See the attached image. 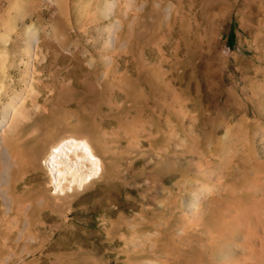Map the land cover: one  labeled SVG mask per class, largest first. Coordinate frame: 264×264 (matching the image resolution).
<instances>
[{"label": "rangeland", "instance_id": "1", "mask_svg": "<svg viewBox=\"0 0 264 264\" xmlns=\"http://www.w3.org/2000/svg\"><path fill=\"white\" fill-rule=\"evenodd\" d=\"M0 264H264V0H0Z\"/></svg>", "mask_w": 264, "mask_h": 264}, {"label": "bare ground", "instance_id": "2", "mask_svg": "<svg viewBox=\"0 0 264 264\" xmlns=\"http://www.w3.org/2000/svg\"><path fill=\"white\" fill-rule=\"evenodd\" d=\"M68 143V142H67ZM67 143H63V144H61V145H59L58 147H57V152L56 151H54V154H53V157H55L57 154H61L64 150V147H65V145H67ZM78 145V144H77ZM76 145V146H77ZM79 146V145H78ZM53 151V150H52ZM76 152H77V150H76ZM53 153V152H52ZM94 153H93V150H92V147H91V145L88 143V142H85V144H84V146L82 147V151L81 152H79L78 153V155L79 156H81V157H85V158H88V159H90L91 157L90 156H92ZM56 159V158H55ZM61 159V158H60ZM75 159V158H74ZM77 159H75V161H76ZM78 161V160H77ZM58 162V161H57ZM60 163V162H59ZM61 163H62V161H61ZM64 163V162H63ZM92 164H98V162L96 161V162H94V163H92ZM91 165V164H90ZM99 165V164H98ZM71 166V169L72 170H75V174L77 173L78 175H79V177L78 178H81V180H85L86 179V176L88 175L87 173H85V172H80V168L78 167V166H75V167H73V165L71 164L70 165ZM92 168L94 169V172L96 171V170H98V168H95V167H93L92 166ZM92 169V170H93ZM91 173V172H90ZM89 173V174H90ZM74 174V173H73Z\"/></svg>", "mask_w": 264, "mask_h": 264}]
</instances>
